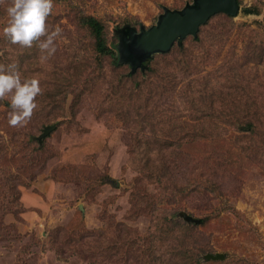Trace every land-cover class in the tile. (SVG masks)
Returning <instances> with one entry per match:
<instances>
[{"label": "rangeland", "instance_id": "obj_1", "mask_svg": "<svg viewBox=\"0 0 264 264\" xmlns=\"http://www.w3.org/2000/svg\"><path fill=\"white\" fill-rule=\"evenodd\" d=\"M193 1L54 0L47 23L62 35L47 61L35 46L8 43L0 19V64L16 63L42 88L24 127H10L0 105V264H150L140 255L151 246L181 247L182 214L200 222L191 245L200 264H264V0H240L233 21L217 16L201 42L156 56L165 81L139 72L129 82L130 68L97 54L79 23L97 17L116 47L125 26L149 28L165 8ZM252 6L261 16L244 17ZM138 81L140 104L130 88ZM59 87L67 93L50 97ZM148 99L156 118L145 124L135 109L147 113ZM164 162L170 174L154 179ZM218 253L225 259L206 260Z\"/></svg>", "mask_w": 264, "mask_h": 264}, {"label": "clouds", "instance_id": "obj_2", "mask_svg": "<svg viewBox=\"0 0 264 264\" xmlns=\"http://www.w3.org/2000/svg\"><path fill=\"white\" fill-rule=\"evenodd\" d=\"M3 3L5 0H0V4ZM54 6V0H9L3 37L21 48L35 46L41 53V60H49L57 51V38L62 35L61 28L50 29L47 23ZM41 94L37 78H22L16 63L0 64V101L10 102L7 113L10 127H24L30 122L38 107L36 98Z\"/></svg>", "mask_w": 264, "mask_h": 264}, {"label": "water", "instance_id": "obj_3", "mask_svg": "<svg viewBox=\"0 0 264 264\" xmlns=\"http://www.w3.org/2000/svg\"><path fill=\"white\" fill-rule=\"evenodd\" d=\"M239 11L238 0H194L181 10L165 8L164 13L149 28L144 25L139 29L125 26L118 31L119 42L116 48L119 63L129 64L132 72H135L155 55L170 52L175 42H182L189 36L196 37L200 27L215 14L225 13L235 17ZM54 129L55 125L45 127L37 140L41 143ZM182 217L187 222L200 223L186 214H182ZM224 259L225 255L220 253L206 256L207 261Z\"/></svg>", "mask_w": 264, "mask_h": 264}, {"label": "trees", "instance_id": "obj_4", "mask_svg": "<svg viewBox=\"0 0 264 264\" xmlns=\"http://www.w3.org/2000/svg\"><path fill=\"white\" fill-rule=\"evenodd\" d=\"M59 1H63V0H59ZM239 4H240V0H238ZM5 10H1L0 9V19L4 18L6 15V12H4ZM262 10L259 9L257 6H252V7H246L244 9H242V14L244 17H250V16H261L262 14ZM217 16H224L225 19H229L231 21H233L234 17L229 16L225 13H217L214 16H212L208 22L204 25H202L200 27V30L198 32V35L196 37L193 36H189L186 39H184L182 42H177V44L180 46L181 44H184V42L188 39V38H193L194 41H199L201 42V37L199 36V33L201 31V28L204 26L209 25L210 21L217 17ZM80 25L85 28L88 29L91 36L94 39L95 42V51L97 52V54H99L101 57H110L114 63L115 66H128L130 68V73L126 76L125 79L130 80L129 82L133 83V80L128 79L131 77H135L139 72L141 74V77L143 78V81H148L150 80L151 82H155L154 80L157 79H161L163 81V77H164V81L167 78L166 75H168V71H165V69L162 70V68H159V66L157 67V64L154 63V59L156 58V56L158 55H165V54H157L155 55L152 59L147 60L146 62L143 63V67L138 68L135 72H132V68L129 64L126 63H119V54L118 52H116V47L115 45L113 47H111L108 44L107 41V36H106V28L105 25L103 24V22L98 19L97 17H80L79 20ZM261 23H263V21H261ZM135 27V26H134ZM136 28V27H135ZM168 54V53H166ZM100 57V58H101ZM156 79V80H157ZM135 85H131V90L132 93L135 94L136 92L138 93L135 97V99L137 100V103H141L142 102V95H143V91L146 89H143L141 87L142 82L138 81V85L137 82H134ZM149 87L151 85H148ZM152 87V86H151ZM62 87L56 88L55 90L51 91L50 93V97L53 96H57V95H62L63 93H67V92H63L61 90ZM166 90V86H162V90ZM149 93H151L152 91L154 93L158 92L159 90L157 88L154 89V87L149 88L147 90ZM133 94L130 96V100H134L132 99ZM49 95V94H48ZM56 98V97H54ZM150 99H148L145 102V107L143 108L144 110H147V113H141L142 108L141 107H137L135 109V117L141 122V123H153V119L156 117H151V112H150V106H149V101ZM0 105H3V107L8 108V110H10V102L5 101H0ZM137 105V104H136ZM127 114H129V112H127ZM118 118L120 119H124V117L120 114H118ZM237 117V116H236ZM240 116H238L239 118ZM252 118L253 116H250V114H246L243 116V120H244V127L245 130H250L253 131L255 125H253L252 122ZM234 122H237L235 124H238L239 121L237 119V121L234 119ZM52 126V125H50ZM47 127V126H45ZM44 127V128H45ZM48 138V136L46 137ZM45 139V138H44ZM43 142V141H42ZM39 143V141H38ZM164 160H166L164 158ZM165 164V168L164 169H160L157 171V174L154 175V179L158 178V177H164L167 174H170V165H168L166 162H164ZM153 175V174H152ZM151 175V179L153 178V176ZM141 180V179H140ZM138 180V181H140ZM202 222V221H201ZM174 224V222H172ZM194 223L192 222H187V224H185V228H184V232L183 235L181 236L182 238V242H181V247L180 248H176L172 242H167V243H171L169 245H167L166 247L169 249L168 252H158L155 254L156 250L155 248H153L151 245V247L145 252L142 253L140 256L141 258H145V262L147 257L150 258V264L152 263V259H154V264H194L193 262L196 261L195 263H201V259L199 257V255H194V253H192V249L193 247L191 245L194 246L195 243H197L198 239H196V237L194 236V231L193 230V225ZM176 225V224H175ZM197 225V224H196ZM169 229H167L168 231H173L172 227L168 224ZM160 241V240H157ZM155 254V256H154ZM154 257V258H153Z\"/></svg>", "mask_w": 264, "mask_h": 264}]
</instances>
